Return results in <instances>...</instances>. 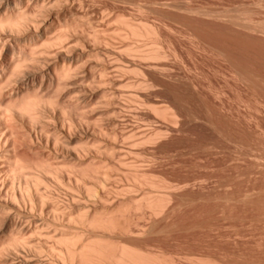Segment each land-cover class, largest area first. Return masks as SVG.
I'll return each mask as SVG.
<instances>
[{
    "label": "rangeland",
    "instance_id": "374dc122",
    "mask_svg": "<svg viewBox=\"0 0 264 264\" xmlns=\"http://www.w3.org/2000/svg\"><path fill=\"white\" fill-rule=\"evenodd\" d=\"M21 11L0 33V264H63L8 243L78 231L148 264H264V0H0Z\"/></svg>",
    "mask_w": 264,
    "mask_h": 264
},
{
    "label": "bare ground",
    "instance_id": "6f19581e",
    "mask_svg": "<svg viewBox=\"0 0 264 264\" xmlns=\"http://www.w3.org/2000/svg\"><path fill=\"white\" fill-rule=\"evenodd\" d=\"M31 18V16H29ZM28 19V16L26 14V12H18V14L16 16H8L4 19H0V33L4 34V40L5 39H9L10 41V38L12 35H14V33L17 31V30H20V28L24 25V22ZM28 21V20H27ZM36 18H32L29 20V22H31V24H35L36 23ZM38 23V22H37ZM127 23V22H126ZM32 25V27H33ZM36 25V24H35ZM132 25V24H131ZM148 26V25H147ZM38 27V26H37ZM145 27V26H144ZM34 28V27H33ZM133 32V29L134 28H130ZM152 29V28H151ZM134 32H136L134 30ZM138 32V31H137ZM149 33V32H148ZM130 34V33H129ZM138 34V33H137ZM144 34V32H143ZM147 34V33H146ZM15 36V35H14ZM143 36V35H142ZM3 37V36H2ZM16 38V37H14ZM13 38V39H14ZM1 39V36H0V47L3 48L4 46V40ZM61 40V39H59ZM7 42V41H6ZM9 43V42H7ZM47 43V42H46ZM10 44V43H9ZM51 44V43H50ZM54 44V43H53ZM56 44V43H55ZM59 44V43H58ZM56 44V45H58ZM11 45V44H10ZM47 45V44H46ZM60 45V44H59ZM58 45V46H59ZM53 46V45H52ZM131 47V46H130ZM46 48V47H45ZM137 48V47H136ZM1 49V48H0ZM48 49V48H47ZM21 53V52H20ZM18 53V54H20ZM38 53V52H37ZM45 53V52H44ZM156 53V52H154ZM151 54V53H150ZM22 56L19 57L18 60L15 61V68H20V67H23V65H25L27 62H34L35 60V55L34 56H25V54H21ZM27 55V54H26ZM38 55V54H37ZM47 55V54H46ZM158 55V54H157ZM43 58V57H42ZM29 59V60H28ZM40 60V58H38ZM38 59L36 60L38 63ZM46 59V58H45ZM28 60V61H27ZM32 60V61H31ZM44 60V59H43ZM35 61V62H36ZM48 61V59H47ZM28 64V63H27ZM31 64V63H30ZM28 67V66H26ZM24 68V67H23ZM35 99V100H34ZM29 101V99H28ZM1 102V101H0ZM37 100L36 98H33L31 101L29 102H24L23 105H20V111H24V113H28L32 118H35V106L37 105L36 104ZM11 107L8 105V104H2L0 103V112L3 110L4 112H10L11 111ZM19 111V110H18ZM19 113H23V112H19ZM12 119V118H11ZM36 119V118H35ZM13 120V119H12ZM18 162V161H17ZM32 170L31 167H29L28 165H24V163L22 162H19V163H16L15 165L12 166L11 170V174L13 175L12 176V179L13 180H17L18 183H19V187H20V190L21 192H23V201L25 203H28L30 206H31V210L34 209V205L36 204L34 202V199L32 197L34 191L35 192H38V186L39 184L41 183V179H34L32 178L33 180V183L31 184L32 186H30L29 184V180L31 179V177L33 175H31L30 171ZM67 173V172H66ZM69 175V174H68ZM71 177V176H70ZM76 177V176H75ZM90 177V176H89ZM95 177V176H94ZM77 178V177H76ZM76 178H74L76 180ZM85 178V177H84ZM93 178V177H92ZM78 179V178H77ZM94 179V178H93ZM96 179H99V178H95ZM107 179V178H106ZM79 180V179H78ZM100 181V180H99ZM108 181V180H107ZM101 183V182H100ZM103 184V182H102ZM83 185V184H82ZM104 185V184H103ZM86 187V185H85ZM91 187V186H90ZM73 189V188H72ZM93 189V188H92ZM91 189V190H92ZM89 190V189H88ZM90 191V190H89ZM15 192V191H14ZM93 192V191H92ZM91 193V192H90ZM90 195V194H89ZM96 195V194H95ZM46 195H42L40 194L39 192V199H40V202L41 204H45L46 203V198L48 197H45ZM151 196V195H150ZM20 198V197H19ZM148 198V197H147ZM150 198V197H149ZM152 198V197H151ZM12 199H13V204L15 205H20L18 198L16 196V194L14 193L13 196H12ZM50 199V198H49ZM11 201V199H10ZM153 201L154 199L150 200L148 202H150V204H153ZM156 201V200H155ZM45 202V203H44ZM48 202V201H47ZM50 202V201H49ZM158 203H159V200H158ZM162 203V200L161 202ZM159 203V204H160ZM27 204V205H28ZM56 204V203H55ZM158 204V205H159ZM26 205V206H27ZM157 205V204H156ZM157 205V206H158ZM160 206V205H159ZM20 207V206H19ZM29 207V206H28ZM27 207V208H28ZM53 207V206H52ZM45 208V207H44ZM57 208V207H56ZM12 209V208H11ZM10 209V210H11ZM36 209V208H35ZM53 209H55V207H53ZM13 211V209H12ZM11 211V212H12ZM58 211V210H57ZM63 211V210H62ZM61 211V212H62ZM17 211H15L16 213ZM32 212V211H31ZM64 213V212H63ZM61 213V214H63ZM82 213V212H80ZM54 214V213H53ZM66 214V212H65ZM70 214V213H69ZM11 215V214H9ZM58 215V214H57ZM72 215V214H71ZM15 216V214H14ZM13 216V218H14ZM63 216V215H62ZM70 217V216H69ZM78 217V216H77ZM81 217V216H80ZM86 218V217H85ZM84 217H81L80 218V221H81V224L84 223V221L86 220ZM15 219V218H14ZM56 219V218H55ZM59 219V218H58ZM97 219V218H96ZM59 220H62V217L61 219ZM91 220V219H90ZM65 221V220H64ZM68 221H72V220H68ZM95 221V220H94ZM93 223H96L97 221H95ZM16 222V221H15ZM76 223V221H74ZM99 222V221H98ZM110 222V221H109ZM88 223V222H87ZM96 225V224H95ZM94 225V226H95ZM101 226V225H99ZM62 233V232H61ZM84 234V233H83ZM86 236V235H85ZM46 238V237H45ZM47 238H48V235H47ZM46 238V239H47ZM50 238V237H49ZM59 238V242L62 244L61 247L62 248H57L55 247L54 245H52V243L48 244L47 242H43V240H41L43 243H36L34 242V244H32L30 241L27 242V241H24L22 239H20V237L18 238H12L11 241L8 243V245L10 247L13 248L14 252L16 253V255H19L23 258L27 257L26 255H29V253H32L34 255H37V256H40L42 255L44 252H47V254H50V255H57L59 260L63 263V264H89L87 262L90 261V263H95V264H103L104 261L106 260L107 262L109 261V259L107 260V258L110 256L114 259L113 262L115 261V264H148V259H147V256L143 253H140L138 251H136V249H131V248H128V247H122L118 256L116 257L115 254H113V251H111L110 248L108 247H104V246H96L95 244H91L89 245V243L85 242V240L83 239V235H82V232L80 233L79 231L74 233V234H65V233H62ZM88 239V237L86 236V240ZM49 240V239H48ZM107 244V243H106ZM111 251V252H110ZM13 252V251H12ZM26 254L25 257L23 254ZM111 253V254H110ZM114 255V256H112ZM44 257V255H43ZM49 257V256H48ZM52 257V256H50ZM109 257V258H110ZM29 257L25 258V260H28ZM90 258V260H89ZM19 259V258H18ZM88 260V261H87ZM16 261V260H15ZM92 261V262H91ZM105 261V262H106ZM56 262V261H55ZM54 262V263H55ZM150 263V262H149ZM26 264V263H25ZM57 264V263H56ZM106 264V263H104ZM151 264V263H150ZM155 264V263H154ZM158 264V263H157Z\"/></svg>",
    "mask_w": 264,
    "mask_h": 264
}]
</instances>
